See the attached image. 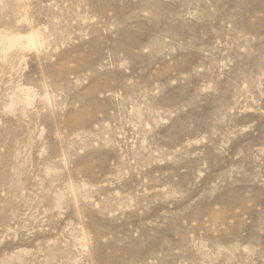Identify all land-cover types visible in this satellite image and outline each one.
Segmentation results:
<instances>
[{
	"label": "rangeland",
	"instance_id": "1",
	"mask_svg": "<svg viewBox=\"0 0 264 264\" xmlns=\"http://www.w3.org/2000/svg\"><path fill=\"white\" fill-rule=\"evenodd\" d=\"M0 264H264V0H0Z\"/></svg>",
	"mask_w": 264,
	"mask_h": 264
}]
</instances>
